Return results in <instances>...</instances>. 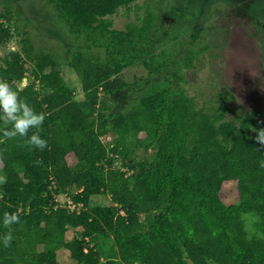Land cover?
<instances>
[{
    "label": "trees",
    "instance_id": "obj_1",
    "mask_svg": "<svg viewBox=\"0 0 264 264\" xmlns=\"http://www.w3.org/2000/svg\"><path fill=\"white\" fill-rule=\"evenodd\" d=\"M47 1L73 34L89 42L85 49H100L106 59L73 55L69 64L81 80L82 100L60 75L54 55L36 51L30 38H22L21 53L0 66V80L45 115L39 134L47 141L41 151L26 137L0 133V175L6 178L0 183V264H59L62 249L71 264H264V149L258 150L250 129L264 128L259 114L230 123L228 106L215 114L198 111L192 98L170 85L152 89L127 114H110L106 98L129 87L120 77L124 69L142 65L150 75L169 70L176 79L181 66L192 68L196 53L187 51L176 66L165 50L158 55L149 49L156 21L149 7L141 24L112 29L105 18L135 0ZM12 11L0 12V45L13 37L2 22L13 19ZM110 131L115 138L109 144ZM139 150L153 154L132 160ZM231 181L240 202L228 206L220 193ZM61 195L74 207L63 208ZM100 195L110 205L91 206ZM5 212L19 213L20 223L5 227ZM247 216H253L249 226ZM69 230L77 232L71 240ZM9 232L13 239L5 247ZM99 237L112 238L114 258H102L93 245Z\"/></svg>",
    "mask_w": 264,
    "mask_h": 264
},
{
    "label": "rangeland",
    "instance_id": "obj_2",
    "mask_svg": "<svg viewBox=\"0 0 264 264\" xmlns=\"http://www.w3.org/2000/svg\"><path fill=\"white\" fill-rule=\"evenodd\" d=\"M9 6L13 8V19L5 17L2 22L11 28L13 37L8 44L0 45V66L14 54L21 53L22 38H30L36 51L54 55L60 63V75L74 89L76 99L82 100L81 80L69 62L74 54L85 53L95 62L104 63V51L91 46L85 49L89 42L73 34L62 14L47 0H0V12H7ZM147 7L156 16L149 49L158 55L165 50L167 55L173 56L176 66L191 50L196 53L193 66H181L176 79L170 78L169 70L150 75L142 65L124 69L120 77L129 87L106 98L110 114H127L139 106L152 89L170 85L174 91H183L192 98L198 111L215 114L228 106L227 122L234 123L246 114H259L264 122V0H135L105 19L112 29L125 30L127 24L137 23L145 16ZM177 36L179 39L174 40ZM28 65L35 67L33 62ZM50 71L48 68L45 73ZM102 98L103 95L100 100ZM114 138L115 134L110 131V137L104 141L110 144ZM152 154V150H139L132 160L150 158ZM69 163H74L73 157ZM220 198L228 206L238 205L237 183L226 182ZM57 200L63 208L74 207L68 205L70 203L65 205L70 202L66 196H57ZM100 205H110V198L94 197L91 206ZM251 217H246L248 226ZM76 235V231L69 230L66 239L71 240ZM111 241V237H99L93 243L103 259L117 254L116 249L111 248ZM58 258L59 264H71L64 249L58 251Z\"/></svg>",
    "mask_w": 264,
    "mask_h": 264
},
{
    "label": "clouds",
    "instance_id": "obj_3",
    "mask_svg": "<svg viewBox=\"0 0 264 264\" xmlns=\"http://www.w3.org/2000/svg\"><path fill=\"white\" fill-rule=\"evenodd\" d=\"M45 115L36 113L35 110L19 96L18 90H15L7 81L0 80V121L4 127L0 128L5 139H14L16 137H26L25 143L34 148L43 151L47 147V141L42 139L39 130L42 128ZM10 126V127H9ZM31 129H36L29 136ZM255 136L252 137L255 143L264 149V128H255L250 126ZM259 166L264 168V160L259 161ZM6 182V178L0 177V183ZM20 223V216L17 212H5L3 224L10 228L13 224ZM5 247H9L13 239L11 232L3 238Z\"/></svg>",
    "mask_w": 264,
    "mask_h": 264
}]
</instances>
